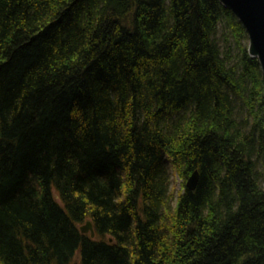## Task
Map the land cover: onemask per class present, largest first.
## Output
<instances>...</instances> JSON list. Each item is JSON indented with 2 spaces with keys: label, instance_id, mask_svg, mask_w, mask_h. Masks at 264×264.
<instances>
[{
  "label": "trees",
  "instance_id": "1",
  "mask_svg": "<svg viewBox=\"0 0 264 264\" xmlns=\"http://www.w3.org/2000/svg\"><path fill=\"white\" fill-rule=\"evenodd\" d=\"M247 44L219 0H0V264H264Z\"/></svg>",
  "mask_w": 264,
  "mask_h": 264
},
{
  "label": "water",
  "instance_id": "2",
  "mask_svg": "<svg viewBox=\"0 0 264 264\" xmlns=\"http://www.w3.org/2000/svg\"><path fill=\"white\" fill-rule=\"evenodd\" d=\"M219 2L230 9L244 26L248 37V52L259 61L264 77V0H219ZM197 179L198 171H193L185 182L186 186L195 188ZM79 228L81 232H90L92 237L95 236L91 220H85V224L80 225Z\"/></svg>",
  "mask_w": 264,
  "mask_h": 264
},
{
  "label": "rangeland",
  "instance_id": "3",
  "mask_svg": "<svg viewBox=\"0 0 264 264\" xmlns=\"http://www.w3.org/2000/svg\"><path fill=\"white\" fill-rule=\"evenodd\" d=\"M171 173L172 175L170 177V187L172 189L173 195H175L178 191L183 189L184 183L180 175L175 170H173ZM82 224H85V222L81 223L80 225Z\"/></svg>",
  "mask_w": 264,
  "mask_h": 264
}]
</instances>
